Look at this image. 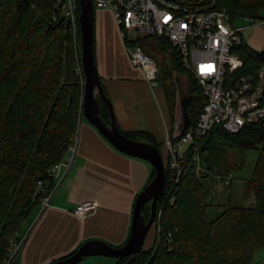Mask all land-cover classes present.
<instances>
[{
    "label": "trees",
    "instance_id": "obj_1",
    "mask_svg": "<svg viewBox=\"0 0 264 264\" xmlns=\"http://www.w3.org/2000/svg\"><path fill=\"white\" fill-rule=\"evenodd\" d=\"M213 1L233 19L264 18V0H186L194 6ZM56 5L57 0H0V264L9 256L17 232L35 216L43 196L39 182L52 186L50 169L67 158L80 119L83 85L76 71L71 23ZM125 41L128 46L142 45L159 63L162 81L171 85L165 91L174 121L173 73L187 71L175 46L166 37L126 36ZM235 51L244 62L239 74L258 79L264 51L243 39ZM188 83V95L195 96L189 106L192 124L198 121L205 98L195 78L189 76ZM100 111L109 122V108L103 101ZM122 132L162 151L167 184L149 230L156 228L154 245L146 248V238L133 259L117 257L115 264H248L264 246V126L246 124L239 132L213 127L199 142L200 168L189 150L180 161V174L170 166L164 143L151 132ZM228 148L259 149L246 186L256 204L230 203L211 219L208 208L214 203V184L218 179L226 181L233 169L222 154ZM154 175L152 166L148 182ZM143 213L150 217L149 203Z\"/></svg>",
    "mask_w": 264,
    "mask_h": 264
},
{
    "label": "built area",
    "instance_id": "obj_2",
    "mask_svg": "<svg viewBox=\"0 0 264 264\" xmlns=\"http://www.w3.org/2000/svg\"><path fill=\"white\" fill-rule=\"evenodd\" d=\"M96 9L108 8L113 12L122 36L128 37L133 29L136 37H166L175 46L179 59L186 68L187 77L192 76L202 89L205 105L196 123L191 119L185 131L182 130V94L176 87L174 127L164 141L170 166L181 171V159L191 150L198 167L201 166L199 142L207 131L220 126L230 132H239L246 124L264 126V66L259 70L258 79L240 75L244 62L235 51L242 42L245 24L233 19L226 8L210 4L192 5L185 0H93ZM80 0H57V9L71 23L75 50L76 71L84 86L86 82L82 60L81 28L78 14ZM248 24L264 25V18L243 16ZM129 38V37H128ZM129 38V39H135ZM133 65L142 69L145 80L151 88L160 83L161 68L157 60L148 54L142 45L128 46ZM178 82V81H175ZM180 88V87H179ZM83 118V98L80 119L69 146V157L55 163L50 169L54 179L52 186L39 182L43 196L33 221L51 205L59 186L66 177L78 153L80 125ZM99 207L97 200H84L73 209V213L87 218ZM30 230L19 233L11 243L9 256L4 264H12L24 247Z\"/></svg>",
    "mask_w": 264,
    "mask_h": 264
},
{
    "label": "crops",
    "instance_id": "obj_3",
    "mask_svg": "<svg viewBox=\"0 0 264 264\" xmlns=\"http://www.w3.org/2000/svg\"><path fill=\"white\" fill-rule=\"evenodd\" d=\"M245 26L264 30L261 24ZM95 58L119 128L125 132L144 129L164 143L174 127L165 91L171 89L170 82L162 81L164 85L160 86V81L157 87H150L142 69L131 63L128 45L108 8L96 9ZM151 171L148 161L119 151L83 116L77 156L12 264H49L96 238L122 246L130 234L135 199ZM83 200H97L99 207L81 219L73 209ZM153 232L147 242L155 240ZM82 261L80 264L114 263L103 255L88 256Z\"/></svg>",
    "mask_w": 264,
    "mask_h": 264
},
{
    "label": "water",
    "instance_id": "obj_4",
    "mask_svg": "<svg viewBox=\"0 0 264 264\" xmlns=\"http://www.w3.org/2000/svg\"><path fill=\"white\" fill-rule=\"evenodd\" d=\"M79 15L82 41V60L86 82L83 94V115L87 120L119 151L133 157L144 159L155 168L154 177L138 193L134 208L130 234L122 246H114L102 239H90L82 243L70 256L52 261L49 264H77L85 257L103 255L108 257H130L133 259L142 248L157 217V204L164 194L167 184L166 166L162 151L153 143L135 140L126 136L116 122L113 104L103 88L102 80L95 60V17L93 0H80ZM195 96L182 98V130L190 122L189 106ZM100 101L109 108V122L105 121L100 111ZM150 204L151 214L147 219L143 209Z\"/></svg>",
    "mask_w": 264,
    "mask_h": 264
},
{
    "label": "rangeland",
    "instance_id": "obj_5",
    "mask_svg": "<svg viewBox=\"0 0 264 264\" xmlns=\"http://www.w3.org/2000/svg\"><path fill=\"white\" fill-rule=\"evenodd\" d=\"M238 23L248 24V22L244 20L243 21L238 20ZM262 27L264 28V26H261V28ZM127 33H128L129 38H135L136 36V33L133 29H129ZM242 37H243V40L246 43H248L250 46L254 47L255 49L259 51H264V30H258L257 27L249 26L242 32ZM167 61H168L169 66H172V60L170 57H168ZM180 80L182 81L183 84L179 85V82H177L176 87L180 91L179 87L183 86L180 93L182 94V96H187L188 95L187 86L189 85L188 83L189 77H187V72L176 73V71H174L173 81H180ZM162 85H164L163 82L160 84V86ZM158 89H159L158 91L161 92L166 97L164 90L162 89L163 90L162 91L160 87ZM181 118H182V113H181ZM222 154L225 157V161L229 163V165H231L233 169L230 170V173L226 176V181H222L218 179V181L214 184V187H213L214 194H215L214 203L213 205H210L208 208L209 214H210L209 216L211 219L216 217V215L219 212H221L225 208V206H227L230 203L231 204H241L244 206H254L256 204L255 195L253 194V192L247 190L246 186H247L248 180L250 179L252 175L253 169L255 167V164H256V161L259 155V149L254 148V149L238 150V149L228 148V149H225ZM148 164L150 165V167H152V165L149 162ZM67 180H69V177ZM37 212H38V208L34 212L35 216L33 217V219L31 221H28L29 222L28 226L25 227L24 225V227L18 231L19 233L23 234L24 232L27 231V229H29L31 232L32 228L35 226L37 222L36 221L33 223ZM154 228L155 226L153 227L152 232L156 229ZM153 233L151 234V238L153 236ZM155 240L153 242H147L145 247L148 248V247L153 246ZM105 258L113 260L114 261L113 264H115V260L117 259L115 257H108V256H105ZM82 262L83 261H80L77 264H80ZM15 264H18V263H15ZM248 264H264V246L257 249L254 252L253 257Z\"/></svg>",
    "mask_w": 264,
    "mask_h": 264
},
{
    "label": "clouds",
    "instance_id": "obj_6",
    "mask_svg": "<svg viewBox=\"0 0 264 264\" xmlns=\"http://www.w3.org/2000/svg\"><path fill=\"white\" fill-rule=\"evenodd\" d=\"M79 15H80V14H79ZM174 83L177 84V82H175V81H174ZM182 98H183V96H182ZM83 116H84V115H83Z\"/></svg>",
    "mask_w": 264,
    "mask_h": 264
},
{
    "label": "bare ground",
    "instance_id": "obj_7",
    "mask_svg": "<svg viewBox=\"0 0 264 264\" xmlns=\"http://www.w3.org/2000/svg\"><path fill=\"white\" fill-rule=\"evenodd\" d=\"M39 188V187H38Z\"/></svg>",
    "mask_w": 264,
    "mask_h": 264
}]
</instances>
